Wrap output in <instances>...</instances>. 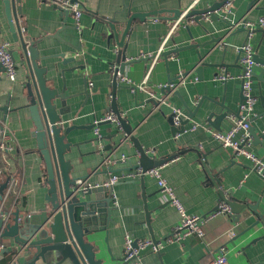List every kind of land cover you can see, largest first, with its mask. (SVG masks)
<instances>
[{"label":"crops","instance_id":"0c3cea01","mask_svg":"<svg viewBox=\"0 0 264 264\" xmlns=\"http://www.w3.org/2000/svg\"><path fill=\"white\" fill-rule=\"evenodd\" d=\"M4 1L0 0V43H10L17 75L15 79L7 78L3 72L0 75V130L4 121L12 134L15 153H21L20 160L11 166V174L21 180L18 209L22 214L38 213L47 205V173L28 108L23 52L10 32ZM10 1L18 32L36 42L40 65L47 70L49 88L68 98L70 112L64 117L65 127H83L69 136V142L78 144L73 149L79 169L73 176L93 185L104 183L113 175L119 177V183L112 189L118 203V207L111 203L112 221L99 223L95 227L98 231L88 236L97 259L104 264H122L119 260L125 254L129 236L139 241L155 238L162 243L160 252L151 249L131 264H207L221 248L225 249L230 264H264V220L260 217L264 215V180L251 170L249 161L238 158L231 149L214 140L212 131H228L232 121L209 117L226 112L213 102L223 104L232 115L239 111L242 69L238 49L248 41V34L241 28L231 32L227 23L233 25L242 19L257 23L264 18V0H232L230 13L222 8L216 12L218 17L212 19L205 16L198 22L196 17L182 19L172 34L177 23L171 21L175 12L183 15L203 11L226 0H77L84 9L79 22L72 14L66 18L46 1ZM133 14L149 17L144 22L135 20L125 46L119 47L111 24L114 23L121 40ZM167 38L164 53L175 49L177 52L167 58L162 55L155 62L154 57ZM250 42L257 57L253 92L258 99L251 126L258 139L252 137L249 149L264 161V28H258ZM122 52L126 63L131 62L127 63L125 74L136 84L147 79L148 89L157 97L163 94L158 86L175 81L181 74L187 79L170 97L169 105L159 108L146 93L137 92L135 96L123 85L117 92V102L133 137L123 143L126 132L123 128L100 125L104 147L101 150L94 126L111 111V68L119 62ZM201 65L203 70L198 74ZM222 74L228 76L224 83L215 79ZM172 107L180 108L186 117L194 116L183 132L175 133L170 120ZM1 138L2 135L0 141ZM136 142L150 162H164L162 176L188 215H207L223 200L237 203L235 209L240 214L232 211V217L221 216L208 223L203 240L192 236L182 242H167L180 222V213L162 202L156 179L137 176L141 156ZM105 153L116 156L111 169L101 167ZM202 157L206 158L205 163ZM8 178L7 175L1 179L3 184ZM147 212H152L151 216ZM229 230L236 233L234 238L227 237ZM13 252L12 248L11 253L0 254V264H9ZM26 259L30 257L22 261Z\"/></svg>","mask_w":264,"mask_h":264},{"label":"water","instance_id":"95a60500","mask_svg":"<svg viewBox=\"0 0 264 264\" xmlns=\"http://www.w3.org/2000/svg\"><path fill=\"white\" fill-rule=\"evenodd\" d=\"M77 2V0H72ZM228 0L223 3H218L215 6L203 10V11H191L185 19H192L195 21L203 19V16L210 14V18L218 17V11L225 7ZM5 14L10 26V32L13 35L14 41L21 45L23 64L27 69L25 76V89L29 96V111L32 115V119L35 125V138L37 140V146L40 154L43 158L46 167L47 177L45 180V187H47L46 201L47 205L42 208L38 213H31L30 216L23 215L24 219L21 223L18 222V218L21 216V211L18 209L13 215V220L10 222L2 234V238L10 239L18 246H26L25 257H30L29 260H20L19 264H104L102 259H97L92 244L88 241V236L97 232L95 227H98L99 223L110 222L111 218V203L114 202L112 190H109L103 186L89 190L88 192L78 191L76 192V183L79 180L74 177V171L79 169L78 160L74 156V147L78 144L69 142V136L72 132L83 129V127L73 126L65 127L64 117L69 114L70 110L67 107V97L64 94H60L56 89H50L47 80L45 78L46 69L40 65L41 58L36 46V42L30 40L28 37H23L18 32V25L14 23L13 9L10 0H5ZM182 12H175V17L171 21H178ZM63 16L68 18L71 13L62 11ZM157 14H152L155 17ZM149 17V14H133L127 22L126 29L122 34L121 40H119V32L114 23L111 24V29L115 34L116 40H118L119 47H124L125 38L131 31L132 24L135 20L144 22ZM227 23V22H226ZM232 27V24L227 23ZM245 31V28H241ZM177 49L167 51L163 53V57L176 53ZM15 59V58H14ZM121 65V73H125L126 55L122 52L118 57ZM150 60V58H147ZM73 61V60H70ZM257 62V57L255 56ZM122 62V63H121ZM264 64V62H263ZM203 65V64H202ZM197 68V73L201 74L203 66ZM4 73V68L0 65V75ZM179 77L175 80L177 81ZM1 80V76H0ZM170 80L169 83L175 82ZM124 87L119 85L113 77V98L111 104V111L120 115L119 105L117 102L118 90ZM128 88V87H127ZM166 89L163 92L168 91ZM178 92V91H176ZM175 92V93H176ZM137 94L134 93V95ZM136 96V95H135ZM243 102L242 92L241 101ZM217 106H220L226 110L225 113L220 116L211 114L212 118L227 119L231 112L225 108L223 104L213 102ZM200 106V105H199ZM7 114L6 108L3 109ZM230 113V114H229ZM239 115V111L236 113ZM194 116L189 115L186 120L182 122L180 128H175V133L184 131L185 125L191 121ZM210 118L208 121H210ZM173 124L172 117L170 118ZM221 119H217L220 121ZM122 128L125 133L131 134V127L128 126L122 118L120 119ZM219 130V128H217ZM250 133L252 137L258 139L255 130L251 126ZM140 152V164L136 166L143 168L145 171L154 167L161 166L164 162H150L146 156L145 151L141 148L138 142H136ZM111 148V147H110ZM205 166V169L209 175L211 172L209 168ZM84 179V178H81ZM264 180V178H263ZM218 184V182H217ZM217 187H219L217 185ZM6 188V183L0 187V194L3 193ZM221 197H225L223 191H219ZM226 201L232 208L234 214H240L236 211L235 202ZM245 209L246 205H243ZM145 209L147 206L145 205ZM255 211V208H251ZM151 216L152 212H147ZM264 220V215H260ZM3 227V222L0 220V229ZM106 229V228H105ZM104 230V228H101ZM154 243L157 244L155 238ZM152 249V247L139 253V255L129 261H126L125 255L120 262L122 264H131L134 260L142 255L146 254ZM7 250L5 253H11ZM14 253V252H13Z\"/></svg>","mask_w":264,"mask_h":264},{"label":"built area","instance_id":"2783aa9c","mask_svg":"<svg viewBox=\"0 0 264 264\" xmlns=\"http://www.w3.org/2000/svg\"><path fill=\"white\" fill-rule=\"evenodd\" d=\"M46 1L58 8L61 11H67L71 13L75 20L79 22L84 9L81 7L79 2H73L72 0H41ZM232 0H228L225 4L226 13L231 12ZM189 12H185L182 15V18L179 21H176V25L173 30L170 32L172 34L177 26L180 24L182 19H185L186 15ZM210 14L205 15V19L210 18ZM245 28L248 34V41L241 46L238 51L240 53V66L242 69L240 75L241 81V92L243 97V102L239 106V115H230L228 118L232 121V127L228 131H212V136L214 140L219 143L223 148L231 149L238 158L245 159L249 161L252 165V171L257 174L259 177L264 178V161L257 156L255 153L250 151L252 145V135L250 133L251 120L255 114V105L257 103V97L253 92V84L255 72L254 68L256 66L255 61V50L250 40L254 36L255 31L258 28H264V18L260 19L257 23L250 22L246 19H242L237 23H234L231 27V32ZM169 38L165 39L162 47L160 48L158 54L154 57L155 62L163 55L165 46ZM10 43L1 42L0 43V65L4 68V74L7 78L15 79L17 75L16 69V59L11 52ZM119 52V49H117ZM112 75L119 85H124L130 88L131 92L134 94L136 92L146 93L151 100L157 104V108L161 105L168 104L170 97L175 94V92L186 83L187 76L181 74L179 79L176 82L168 83L165 85H160L158 88L162 91V95L157 97L153 90H149L147 87V79L140 83L136 84L133 82L125 73H121L120 63L113 64ZM217 81L226 82L228 76L226 74L217 75L215 78ZM166 89H169L166 92ZM113 98V96H112ZM171 117L173 121V126L175 128H180L182 122L188 117L185 116L183 111L178 107L171 108ZM122 115H117L113 111H109L105 114L99 121L95 123L94 134L97 140L99 149L104 150L103 145L101 144L103 136L100 132V125L103 124H115L120 130H122L120 119ZM2 127L0 130V135H2L0 141V187L3 184L1 179L4 176H9L6 182V188L3 193L0 194V220L3 222V227L0 229V254L6 252L7 250L11 251L14 249L13 257L9 261V264H19V261L22 260L26 254V246H18L13 241L7 243L2 238V234L6 226L12 222L13 215L15 211L18 210V201L21 198L20 193V184L21 180L17 175L11 174L12 163L16 164L17 160H20L21 153H15V148L12 145V134L6 128V123L3 121ZM194 130L196 125L192 127ZM132 134H124L123 143L132 139ZM147 154V153H146ZM115 157L113 154L105 153V157L102 161L101 167L106 169H111L115 163ZM201 161L206 162V158L202 157ZM162 166L154 167L145 171L143 168L139 167L137 169V176L144 178L149 176L157 180L159 192L161 195V200L163 203L170 204L177 208L180 213V222L178 226L173 230L172 235L167 239V242H182L183 240L195 236L203 240L206 236L205 227L208 223L215 220L218 217H232V209L226 201H220L217 205V208L204 216L198 215H188L182 206L181 202L177 198L174 189L169 185V183L162 176ZM5 183V182H4ZM119 183V177L113 175L108 181L101 184H91L89 181L81 179L76 183V192H88L91 189L98 187H105L109 190H112L114 185ZM114 205L118 207L114 194ZM25 216H30L29 214H21L18 218V222L21 223ZM236 233L233 230L227 232L228 238H234ZM152 247V250L155 252H160L162 249V243L158 242L157 244L154 241H139L133 240L129 236L126 237L125 241V257L126 261L136 258L140 252L146 250L147 248ZM137 264H143L138 262ZM207 264H230L227 258V254L224 248H221L220 253L209 261Z\"/></svg>","mask_w":264,"mask_h":264},{"label":"trees","instance_id":"16d2710c","mask_svg":"<svg viewBox=\"0 0 264 264\" xmlns=\"http://www.w3.org/2000/svg\"><path fill=\"white\" fill-rule=\"evenodd\" d=\"M13 257V256H12ZM12 257L8 260V262L7 263H9V261L12 259Z\"/></svg>","mask_w":264,"mask_h":264}]
</instances>
